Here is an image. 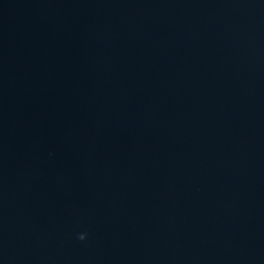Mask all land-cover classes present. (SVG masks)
Segmentation results:
<instances>
[{"label":"water","instance_id":"water-1","mask_svg":"<svg viewBox=\"0 0 264 264\" xmlns=\"http://www.w3.org/2000/svg\"><path fill=\"white\" fill-rule=\"evenodd\" d=\"M0 264H264V0H0Z\"/></svg>","mask_w":264,"mask_h":264},{"label":"clouds","instance_id":"clouds-1","mask_svg":"<svg viewBox=\"0 0 264 264\" xmlns=\"http://www.w3.org/2000/svg\"><path fill=\"white\" fill-rule=\"evenodd\" d=\"M79 239H81V240L85 239V235L84 234H80L79 235Z\"/></svg>","mask_w":264,"mask_h":264}]
</instances>
